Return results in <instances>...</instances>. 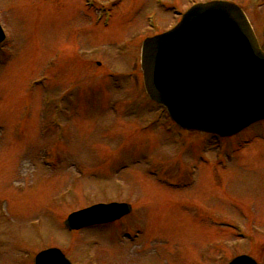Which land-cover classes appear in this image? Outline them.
<instances>
[{"label": "rangeland", "instance_id": "374dc122", "mask_svg": "<svg viewBox=\"0 0 264 264\" xmlns=\"http://www.w3.org/2000/svg\"><path fill=\"white\" fill-rule=\"evenodd\" d=\"M85 1L0 0V264L52 247L72 264H264V122L220 143L163 131L139 68L196 3L238 5L263 47L264 0ZM112 202L131 213L62 228Z\"/></svg>", "mask_w": 264, "mask_h": 264}, {"label": "water", "instance_id": "95a60500", "mask_svg": "<svg viewBox=\"0 0 264 264\" xmlns=\"http://www.w3.org/2000/svg\"><path fill=\"white\" fill-rule=\"evenodd\" d=\"M4 36L0 30V42ZM143 86L184 129L232 136L264 119V52L241 10L225 2L197 5L172 30L142 45ZM126 204L96 205L70 215L69 230L119 220ZM35 264H70L57 249ZM230 264H255L238 257Z\"/></svg>", "mask_w": 264, "mask_h": 264}]
</instances>
